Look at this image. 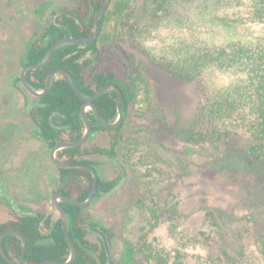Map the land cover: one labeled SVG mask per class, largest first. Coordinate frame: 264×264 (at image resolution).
Masks as SVG:
<instances>
[{"label":"trees","instance_id":"1","mask_svg":"<svg viewBox=\"0 0 264 264\" xmlns=\"http://www.w3.org/2000/svg\"><path fill=\"white\" fill-rule=\"evenodd\" d=\"M139 1L111 0L99 19V33L93 42L62 45L55 49L45 67L26 71L25 79L28 84L39 92L44 90L50 72L63 69L71 76L83 96H92L105 85H115L122 94L123 121L113 129L101 127L91 110L86 111L91 126L89 139L94 133L106 131L111 134L108 147L94 146L89 149L83 144L74 148H65L55 153L56 159L66 164L90 166L97 172L98 182L93 200L118 186L120 177L103 178L91 156L115 160L121 142L119 131L135 102L137 88L142 87L145 91L143 102L148 105L147 112L156 116L157 110L150 102L153 88L145 76V69H142L144 72L140 69L141 64L147 62L175 80L196 82L199 86L204 80L224 75L228 82L216 89L205 90L200 104L183 127L181 138L188 144H209L214 145L216 150L222 149V154L217 156L216 162L219 170H229L232 169L231 167L235 169L237 164L242 169L246 163L248 170L263 172L264 31L240 35L238 27L264 25V0H150L153 16H156L154 20H159L157 25L189 32V36L164 46L159 53L152 51L150 53L144 47L139 49L153 28L148 23L139 26L143 21L134 19ZM103 2L104 0H75L72 7H63L55 12L43 31L34 34L26 44L19 58L20 70L28 65L41 63L50 46L61 38L90 36L93 32L94 16ZM239 7L244 8L245 13L242 16L234 13L232 17H227L223 12V9L234 10ZM148 12L149 9L146 10L147 15ZM112 19L116 22L113 28L114 34H108L105 27ZM126 35L134 41L132 42L134 52L130 59L135 67V69L127 68V80L118 77L112 71L100 68L101 49L106 47L107 42ZM138 57L140 66L135 64ZM10 87L25 93L18 75L12 77ZM199 89L204 92L203 88L199 87ZM83 103L71 90L67 80L59 75L52 79L49 90L44 96L32 98L25 103L34 135L48 150L60 142L74 141L83 135L84 123L80 116ZM93 105L104 121L112 123L117 119L116 93L113 90L101 94L93 101ZM239 131L248 140L244 149L234 151L226 139ZM220 141H224L223 148L217 144ZM57 171V184L51 191L52 195L60 194L79 202L87 199L92 186V176L89 172L78 169H57ZM2 198V204L10 209L11 217L7 221L0 222V234L11 229L25 238L26 264H38L44 260L57 262L68 260L70 250L59 216L54 219L51 212L34 211L27 206L16 204L5 193ZM59 204L66 213L68 234L76 251L75 259L71 264H109L102 238L104 237L107 244L109 243L111 236L109 229L86 215L87 206L79 207L68 202ZM211 213L210 210L204 211L207 222L204 219L202 226L222 230L224 227L216 223ZM150 217L157 220V210L150 211ZM169 219L170 231L174 233L178 228L175 224L177 220L173 217ZM237 221L241 226L237 230L236 240L239 238L243 241L247 235L251 237L249 233L253 229L258 232L254 239L255 250L252 254L238 256L234 250L225 245L221 248L219 246L215 255L209 256L208 259L213 264H260V262L264 264V203L252 204L250 213L241 215ZM88 231L95 233L99 244L87 239ZM175 233L181 240L186 239L185 233L177 231ZM203 236L204 230L198 234L201 243H204ZM186 246L182 244V247ZM1 247L7 257L16 263L19 262L22 250L19 238L6 235L1 240ZM150 259H153V264H168L159 252L154 251L148 256V260ZM0 264L8 263L0 256ZM200 264H208V262L201 261Z\"/></svg>","mask_w":264,"mask_h":264},{"label":"rangeland","instance_id":"2","mask_svg":"<svg viewBox=\"0 0 264 264\" xmlns=\"http://www.w3.org/2000/svg\"><path fill=\"white\" fill-rule=\"evenodd\" d=\"M74 2L0 0V222L11 217L10 209L2 204L4 193L16 204L51 212L54 219L58 218L57 212L50 208L58 171L49 160V150L34 135L26 112L25 103L34 97L13 90L10 81L13 76H19V58L28 41L43 31L55 12L72 7ZM151 5L150 0H140L136 8L134 19L143 21L139 26L146 23L153 26L139 49L144 47L150 53H159L164 46L189 36L188 31L157 25L159 20H154ZM223 12L227 17L245 13L242 7L223 9ZM115 23L114 19L107 23L108 34H114ZM259 31H264V25L238 27L240 35ZM132 42L128 35L107 42L101 49L100 68L127 80V68L135 69L130 59L134 52ZM139 62L138 57L135 64L140 66ZM143 68L153 88L150 102L157 110L156 116L147 112L148 105L143 102L145 91L137 88L135 102L119 131L121 142L115 160L91 156L103 178L120 177L118 186L93 200L85 212L110 231L109 264H153L148 256L154 251L168 264L201 261L213 264L208 257L225 245L238 256H249L255 250L258 232L253 229L249 233L251 237L236 240L241 226L237 220L250 213L252 204L264 203V171L252 172L246 163L242 169L237 164L235 169L219 170L216 162L222 149L216 150L209 144H188L181 138V131L205 90L225 85L227 78L218 75L199 86L196 82L175 80L147 62L141 64V71ZM240 132L226 139L234 151L244 149L247 144V137ZM110 135L106 131L94 133L85 143L86 148L108 147ZM223 143L217 144L223 148ZM152 210H157V220L150 217ZM205 210L212 212L216 223L224 227L222 230L202 226L204 219L207 222ZM171 217L177 220L176 231L185 233L186 239L181 240L176 231H170ZM202 230L204 243L198 238ZM87 239L99 244L91 231Z\"/></svg>","mask_w":264,"mask_h":264},{"label":"water","instance_id":"3","mask_svg":"<svg viewBox=\"0 0 264 264\" xmlns=\"http://www.w3.org/2000/svg\"><path fill=\"white\" fill-rule=\"evenodd\" d=\"M110 1L111 0H104L101 8L95 14L94 21H93V32H92V34L90 36L82 37V38H68V37H64V38H61V39L57 40L56 42H54L50 46L45 59L41 63L36 64V65L25 66L19 72V80H20V84H21L22 88L25 90V92L28 95H30V96H32L34 98H39V97L44 96L49 90V87H50L52 79L55 76L59 75V76L64 77L67 80V82H68L71 90L74 92V94L84 102L82 104L81 108H80V116H81V119H82V121L84 123V133H83V135L77 140H74V141H63V142H60V143L56 144L54 147H52L49 150V160H50V162L52 163V165L56 169H78V170H84V171L89 172L91 174V176H92V186H91L89 195H88L87 199L82 201V202H79V201H77V200H75L73 198H70V197L62 196L60 194H54V195L51 196V198H50V208L54 209L57 212V214H58V216L60 218L62 231H63L64 237H65V240H66V242H67V244L69 246L70 254H69L68 260L65 261V262H57V261H54V260H44V261H42V262H40L38 264H71L74 261L75 255H76V251H75V247L73 245V242H72V240H71V238H70V236L68 234V230H67V216H66L65 211L63 210V208L60 206L59 203L60 202H68V203L73 204L75 206L86 207V206L90 205L91 202L93 201L94 195H95V192H96V189H97L98 174L92 167L86 166V165H81V164H66L64 162H61V161L57 160L56 157H55V153L58 150H61V149L74 148V147L81 146V145L85 144L88 141V139L90 137V134H91V126H90L89 119H88V117L86 115L87 109L91 110V112L93 113L96 121L98 122V124L101 127L105 128V129H113V128L119 126L122 123V121H123V113H122V108H121V105H122V94H121L120 90L115 85H105V86L100 87L92 96H83L80 93V91L76 88L75 84L73 83V80H72L71 76L66 71H64L63 69H57V70H54V71L50 72L48 74L47 78H46L44 90L39 92V91L34 90L28 84L27 80L25 79V73H26L27 70L41 69V68L45 67L48 64V62L50 61L51 56H52L53 52L55 51V49H57L58 47H60L62 45H65V44L82 45V44H87V43L93 42L97 38L98 33H99V23H98L99 19L102 16V14L106 11ZM109 90H113L116 93V109H117V114H118L117 119L114 122H112V123L104 121L99 116L96 107L93 105V101L97 97H99L101 94H103L104 92L109 91ZM6 235H14L17 238H19L20 241H21L22 250H21V254H20V258H19V262L18 263L12 261L3 252V249L1 247V240ZM102 238H103V243H104V246H105L106 254H107L108 258H109L108 244H107L105 238L104 237H102ZM25 248H26V240L19 232L11 230V229H7V230H5L4 232H2L0 234V256L8 264H26L25 261H24ZM109 261H110V258H109Z\"/></svg>","mask_w":264,"mask_h":264}]
</instances>
